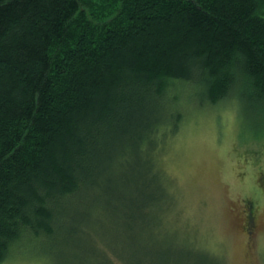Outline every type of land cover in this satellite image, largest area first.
<instances>
[{
  "label": "trees",
  "instance_id": "1",
  "mask_svg": "<svg viewBox=\"0 0 264 264\" xmlns=\"http://www.w3.org/2000/svg\"><path fill=\"white\" fill-rule=\"evenodd\" d=\"M233 97L264 118V0H0V263L219 264L161 234L160 157Z\"/></svg>",
  "mask_w": 264,
  "mask_h": 264
},
{
  "label": "rangeland",
  "instance_id": "2",
  "mask_svg": "<svg viewBox=\"0 0 264 264\" xmlns=\"http://www.w3.org/2000/svg\"><path fill=\"white\" fill-rule=\"evenodd\" d=\"M177 90L180 99L191 93L187 85ZM172 107L185 116L160 157L171 197L161 234L219 264H264V118L236 97ZM43 248L13 251L0 264H55L38 253Z\"/></svg>",
  "mask_w": 264,
  "mask_h": 264
},
{
  "label": "flooded vegetation",
  "instance_id": "3",
  "mask_svg": "<svg viewBox=\"0 0 264 264\" xmlns=\"http://www.w3.org/2000/svg\"><path fill=\"white\" fill-rule=\"evenodd\" d=\"M246 223H247V228H251L252 225H253V216H252V213L250 212V215L248 213V217H247V220H246ZM251 232V231H249Z\"/></svg>",
  "mask_w": 264,
  "mask_h": 264
}]
</instances>
